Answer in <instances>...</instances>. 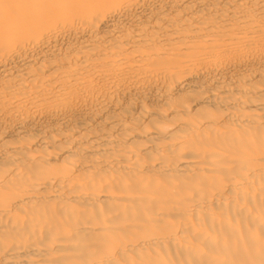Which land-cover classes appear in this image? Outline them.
<instances>
[{
  "label": "bare ground",
  "instance_id": "6f19581e",
  "mask_svg": "<svg viewBox=\"0 0 264 264\" xmlns=\"http://www.w3.org/2000/svg\"><path fill=\"white\" fill-rule=\"evenodd\" d=\"M0 264H264V0H0Z\"/></svg>",
  "mask_w": 264,
  "mask_h": 264
}]
</instances>
